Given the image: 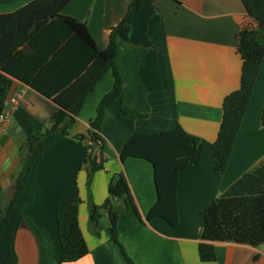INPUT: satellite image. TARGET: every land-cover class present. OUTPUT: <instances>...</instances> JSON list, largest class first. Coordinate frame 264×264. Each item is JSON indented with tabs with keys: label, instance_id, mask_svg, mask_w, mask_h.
I'll return each instance as SVG.
<instances>
[{
	"label": "crops",
	"instance_id": "0c3cea01",
	"mask_svg": "<svg viewBox=\"0 0 264 264\" xmlns=\"http://www.w3.org/2000/svg\"><path fill=\"white\" fill-rule=\"evenodd\" d=\"M33 0H0V15L10 14ZM132 0H72L61 12L85 24L99 50L108 43L110 28L124 17ZM245 16L241 0H143L129 43H121L117 65L123 79L122 115L117 104L105 112L101 135L106 141L105 169L90 184L93 203L107 198L115 174L129 184L141 221L115 200L120 244L132 264H264V246L214 243L215 261L203 263L197 254L202 210L242 174L264 159V59L223 176L213 171L211 145L221 123L224 97L239 87L241 60L236 35ZM13 83L0 121V210L5 212L22 170L26 141L44 132L59 108L19 82ZM113 78L105 73L87 95L69 136H57L32 167L23 191L14 198L0 239V264H55L60 245L55 209L79 204L78 221L88 254L65 264H128L106 233L104 215L97 235L89 226L86 173L81 168L86 150L71 139L84 134ZM22 94L15 104L11 99ZM182 127L204 141L199 166L182 170L177 187L178 225L161 219L145 221L156 201L151 166L137 159L121 162L120 151L134 132H157Z\"/></svg>",
	"mask_w": 264,
	"mask_h": 264
},
{
	"label": "trees",
	"instance_id": "16d2710c",
	"mask_svg": "<svg viewBox=\"0 0 264 264\" xmlns=\"http://www.w3.org/2000/svg\"><path fill=\"white\" fill-rule=\"evenodd\" d=\"M72 0H33L17 11L0 15V115L13 80L25 84L58 108L51 125L44 132L32 134L26 141V154L21 172L15 178V192L3 213L0 210V239L14 198L24 189L35 163L59 136H69L87 95L107 72L113 84L99 101L96 114L84 134L71 137L86 148L82 169L86 172L89 226L98 234L100 220L108 221L106 233L119 247L128 264H132L120 244L117 232L118 212L115 200L123 198L135 214L137 210L127 179L121 174L111 177L107 198L97 206L90 196L94 174L105 169L106 141L101 123L112 105L122 115L130 114L123 106V79L117 58L121 43H129L131 26L143 0H132L124 17L110 28L107 47L99 50L88 27L61 14ZM179 3L180 0H172ZM245 16L236 35V51L241 60L239 87L227 94L221 104V123L211 145L213 171L223 176L243 121L253 88L264 59V0H241ZM264 126V101L260 117ZM204 141L182 127L157 132H134L123 145L119 159L132 158L147 162L152 168L156 201L145 221L161 219L171 227L178 225L177 187L182 170L199 166ZM79 204H62L55 209V225L60 255L55 264L76 262L88 254L78 221ZM203 230L197 248L203 263L215 261L214 243H233L257 248L264 246V159L242 174L226 191L200 213Z\"/></svg>",
	"mask_w": 264,
	"mask_h": 264
},
{
	"label": "built area",
	"instance_id": "2783aa9c",
	"mask_svg": "<svg viewBox=\"0 0 264 264\" xmlns=\"http://www.w3.org/2000/svg\"><path fill=\"white\" fill-rule=\"evenodd\" d=\"M21 96H22V94H16V96L11 99V102L16 104L19 101V99L21 98ZM4 106H5V102H4ZM3 119H4V115L2 113L0 115V121H2Z\"/></svg>",
	"mask_w": 264,
	"mask_h": 264
},
{
	"label": "rangeland",
	"instance_id": "374dc122",
	"mask_svg": "<svg viewBox=\"0 0 264 264\" xmlns=\"http://www.w3.org/2000/svg\"><path fill=\"white\" fill-rule=\"evenodd\" d=\"M83 147L85 148V146H84V145H83ZM85 150H86V148H85ZM84 172H85V171H84ZM85 173H86V172H85ZM219 196H220V194H219ZM102 218H103V217H102ZM102 218H101V219H102ZM100 221H101V220H100ZM100 224H101V223H100Z\"/></svg>",
	"mask_w": 264,
	"mask_h": 264
}]
</instances>
